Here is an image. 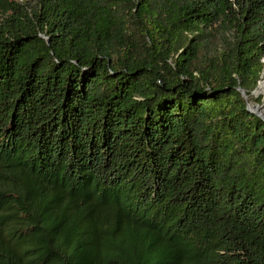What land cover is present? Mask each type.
I'll return each instance as SVG.
<instances>
[{
  "label": "trees",
  "instance_id": "1",
  "mask_svg": "<svg viewBox=\"0 0 264 264\" xmlns=\"http://www.w3.org/2000/svg\"><path fill=\"white\" fill-rule=\"evenodd\" d=\"M263 59L264 0H0V264H264Z\"/></svg>",
  "mask_w": 264,
  "mask_h": 264
},
{
  "label": "water",
  "instance_id": "2",
  "mask_svg": "<svg viewBox=\"0 0 264 264\" xmlns=\"http://www.w3.org/2000/svg\"><path fill=\"white\" fill-rule=\"evenodd\" d=\"M263 61H264V59H263ZM263 82L264 81H260L258 89L255 91L256 95L263 91V86H264L262 84ZM242 95L245 98H248V95H247V93H246V91L244 89H242ZM263 108H264V102L262 104H254V103H251V102L248 103V110L250 112L258 114L259 116H261L264 119V110H263Z\"/></svg>",
  "mask_w": 264,
  "mask_h": 264
},
{
  "label": "rangeland",
  "instance_id": "3",
  "mask_svg": "<svg viewBox=\"0 0 264 264\" xmlns=\"http://www.w3.org/2000/svg\"><path fill=\"white\" fill-rule=\"evenodd\" d=\"M262 81H263V80H262ZM263 88H264V87H263ZM257 89H258V88H257ZM263 90H264V89H263ZM260 94H264V91L260 92V93L257 94V95L255 94V95L258 96V95H260ZM263 102H264V97H263ZM263 102H262V103H263ZM262 103H259V104H262ZM263 110H264V108H263Z\"/></svg>",
  "mask_w": 264,
  "mask_h": 264
},
{
  "label": "bare ground",
  "instance_id": "4",
  "mask_svg": "<svg viewBox=\"0 0 264 264\" xmlns=\"http://www.w3.org/2000/svg\"><path fill=\"white\" fill-rule=\"evenodd\" d=\"M264 85V82L262 83ZM264 87V86H263ZM264 89V88H263ZM264 91V90H263Z\"/></svg>",
  "mask_w": 264,
  "mask_h": 264
}]
</instances>
